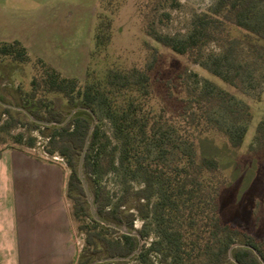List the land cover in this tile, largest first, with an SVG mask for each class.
Returning <instances> with one entry per match:
<instances>
[{"label":"trees","instance_id":"16d2710c","mask_svg":"<svg viewBox=\"0 0 264 264\" xmlns=\"http://www.w3.org/2000/svg\"><path fill=\"white\" fill-rule=\"evenodd\" d=\"M179 6L180 0H144L139 9L145 33L225 86L187 68L166 72L157 68L160 53L151 46L143 66L115 64L102 73L88 72L84 81L63 75L39 58L38 73L21 105L33 117L58 124L24 120L20 110L0 106L5 116L0 143L34 147L35 136L24 140L22 133H10L13 126L24 124L38 130L47 140L44 151L62 156L70 170L66 195L85 234L77 264L128 256L96 264H155L152 253L168 257L170 264H235L228 257L235 242L253 246L264 258V241L221 217L219 201L226 178L219 160L200 154L197 143L200 135L222 137L234 148L243 142L253 117L249 99L258 100L264 88V0H215L208 9L192 13L187 29L161 30L157 22L169 19L166 9ZM108 18L98 14L94 40L99 51L110 39ZM0 56L29 60L19 40L0 41ZM47 92L61 94L66 110L58 109L44 95ZM36 100L45 106V114ZM75 107H85L93 115L77 109L59 124ZM94 118L109 122L117 147ZM93 124L83 174L96 214L138 235L106 226L89 211L77 165ZM255 141L264 147V119L256 125ZM110 173L125 185L115 200L103 183ZM136 216L142 220L139 229L134 227ZM151 233L154 237L146 242ZM232 254L242 264H261L247 247H234Z\"/></svg>","mask_w":264,"mask_h":264},{"label":"rangeland","instance_id":"374dc122","mask_svg":"<svg viewBox=\"0 0 264 264\" xmlns=\"http://www.w3.org/2000/svg\"><path fill=\"white\" fill-rule=\"evenodd\" d=\"M143 1L0 0V41L19 40L29 55L27 62L0 56V106L8 103L22 107L25 93L32 88L31 79L38 73L39 58L63 75L84 81L88 72L94 70L102 73L115 64L143 66L147 49L151 46L156 47L160 53L157 68L165 72L187 68L188 71L225 86L200 65L191 63L184 55L175 54L162 47L145 33L143 16L139 9ZM214 1L180 0L179 7L166 9L170 13L166 23L157 22V26L165 32L183 31L189 26L192 13L208 9ZM100 12L110 19V39L99 51L95 46L94 34ZM261 12L264 13V6L261 7ZM39 94L40 92L37 95ZM44 95L52 99L58 109L66 110L61 94L47 92ZM249 102L253 117L240 147L234 148L224 138L216 135H200L197 143L200 154L219 160L226 178L219 201L221 217L264 241V147L261 148L255 141L256 125L264 119V88L258 100L249 99ZM36 104L40 106L41 113L45 114V106L39 101ZM22 114L26 120L28 117L25 113ZM4 119L5 116L0 114V124ZM94 123L100 125L110 136L111 145L117 147L118 142L111 137L109 122L94 118ZM18 132L24 135V140L29 135L36 137L34 147L21 145L19 149L57 163L63 168L64 195L73 234L78 240V256L81 255L85 234L80 231L79 222L72 216V199L66 195L70 170L64 158L55 154L59 158L54 159L44 151L47 140L38 130H30L24 124L13 126L10 130L11 134ZM5 148L16 147H7V144L0 143V150ZM103 183L111 191L113 200L125 186L111 173L104 176ZM141 224V218L136 216L135 229H139ZM153 237L154 234L151 233L145 241L149 242ZM150 257L155 264H170V259L162 254L152 253Z\"/></svg>","mask_w":264,"mask_h":264},{"label":"crops","instance_id":"0c3cea01","mask_svg":"<svg viewBox=\"0 0 264 264\" xmlns=\"http://www.w3.org/2000/svg\"><path fill=\"white\" fill-rule=\"evenodd\" d=\"M64 179L57 163L0 150V264H77Z\"/></svg>","mask_w":264,"mask_h":264},{"label":"water","instance_id":"95a60500","mask_svg":"<svg viewBox=\"0 0 264 264\" xmlns=\"http://www.w3.org/2000/svg\"><path fill=\"white\" fill-rule=\"evenodd\" d=\"M4 106H8V107H11V108H14V109H17V110H20L21 112L25 113L26 116L34 121V122H37V123H40V124H44V125H49V124H58L57 122L55 121H46V120H42V119H37L35 117H33L31 115V113L25 109L24 107H21V106H16V105H13V104H8V103H3ZM77 109H85L87 111H89L92 115H93V112L85 107H75L73 109H71V111L67 114L65 120L59 124H64L72 115L73 113L75 112V110ZM94 127V124L91 126L90 130H89V133L87 134V137L85 139V142H84V145H83V148L80 152V155H79V159H78V165H77V174H78V177L80 179V182H81V185L83 187V190H84V194H85V198L88 202V206H89V211L91 213V215L99 220L101 223H103L104 225L106 226H112V227H116L117 229H119L121 232H124V233H131V234H135V235H138L137 232L135 231H131L129 232L125 227H119L113 223H110V222H106L104 220H102L101 218L98 217V215L96 214V211H95V206H94V202H93V197L91 195V191H90V188H89V185H88V182L87 180L85 179V176L83 174V161H84V155H85V152L87 150V147H88V144H89V138H90V134L92 132V129ZM237 246H244V247H247L249 249H251L253 251V253L256 255V257L258 258V260L261 262V264H264V258L262 257V255L260 254V252L254 248L253 246L249 245V244H245V243H240V242H235L233 243L230 248L228 249V257L229 259L235 263V264H242L240 263L232 254V249L234 247H237ZM135 252H138V250H136ZM129 259V256L128 257H105V258H100V259H96L94 260L91 264H96L98 262H103V261H108V260H114V261H118V260H128Z\"/></svg>","mask_w":264,"mask_h":264},{"label":"built area","instance_id":"2783aa9c","mask_svg":"<svg viewBox=\"0 0 264 264\" xmlns=\"http://www.w3.org/2000/svg\"><path fill=\"white\" fill-rule=\"evenodd\" d=\"M54 159H58L59 157L58 156H55V155H52Z\"/></svg>","mask_w":264,"mask_h":264}]
</instances>
